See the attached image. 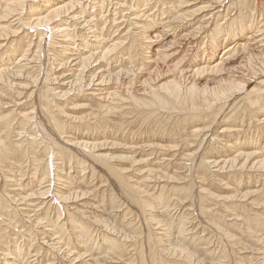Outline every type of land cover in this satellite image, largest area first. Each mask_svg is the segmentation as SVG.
<instances>
[{"label": "bare ground", "instance_id": "bare-ground-1", "mask_svg": "<svg viewBox=\"0 0 264 264\" xmlns=\"http://www.w3.org/2000/svg\"><path fill=\"white\" fill-rule=\"evenodd\" d=\"M150 1L2 0L3 3H0L2 7L0 9V41L8 39V36L14 35L17 30L22 29L24 33L18 41L12 40L9 43L7 40L5 44H0V169L2 167L12 169L13 178L26 176V170L23 174V169L14 166L15 162L9 161L14 159L19 161L18 158L21 156H26L29 160L30 155L33 157L30 160L33 169L29 170V175L32 177L29 176L30 180L27 184L21 185L22 182L17 183V180H6L9 182L8 185L12 184L13 188L17 189L11 188L13 197L9 196V193V195L1 193L3 197H0V226L6 219L5 221L8 222L3 225L4 228L10 226L19 228L16 227V218L25 208L22 210L21 207L19 210L18 202L24 207H33V203H38L35 208L40 205L46 212H42L43 208L40 207L41 209L32 215L34 218L29 216V211H24L26 214L24 216L34 228H42L38 235L41 242L49 239L48 242L52 247L50 250L55 252L62 262L67 260L68 264H117L115 261L118 262V260V264H124L121 260L123 261L125 256L128 257V253H132V260H128L130 264H239L235 258L237 253L240 254L241 264H264V219L262 216L259 215L260 217L250 221L233 213V220H230L228 226L236 234H231L223 225L216 222L217 220L211 217L206 218L209 214L207 209L210 206L205 208L207 204L203 207L202 201L212 197L210 191L203 187L207 181L205 180L204 183L199 179L201 184H198L199 187L194 182L196 172L201 169L204 171L206 169V172L208 170L209 175L211 174L214 178L223 174H227L229 178L232 173L235 175L239 172L242 175L245 171H257L259 174L255 178H261L260 173H264L262 152L244 154L236 149L233 155L223 160L211 157L206 160L204 151L212 146L209 142L213 141L212 144H216L219 136L209 135V141L206 139L208 130L195 128L196 126L192 128L199 121L206 123L209 117L215 120L218 116L227 113L226 109L230 107L227 101L234 96L231 107L244 104L246 107L243 110L248 109L255 114V118L257 114H264L262 113L264 112V88H262L264 80L248 91L256 77L262 76L264 79V0H155L153 4L151 3L152 6H148ZM40 2L43 3L41 6L45 14L38 13L34 7V4L39 5ZM190 2L204 5L191 10L193 4ZM142 7L148 8L147 12H153L141 14L144 11ZM86 9H94V11L92 10L90 14ZM125 11H128L131 16V19L127 17L126 21L123 19L126 18ZM196 12L208 13L202 16L200 22L193 24ZM103 13H109L110 17L104 18ZM11 19L14 20L10 21ZM141 19H143L141 26H139L140 23L131 21ZM118 20L120 24L116 25ZM122 22H126L128 29L126 31L124 29L125 32L121 35L122 31H118L124 25ZM157 24L159 29H156ZM134 30L137 34L131 33ZM148 30L155 31H149V33ZM47 33L50 38L52 36L59 38L58 42L55 40L57 47H51L52 54L48 56L52 57L50 63H53V66L58 62L56 67L64 70L63 74L58 70L54 73L56 67L48 69L49 63L41 66ZM103 33H106V36ZM111 33H113L112 36ZM33 38L37 40L34 43ZM47 42L48 45L49 41ZM147 42H154L155 45L149 46L145 44ZM218 53L219 56L216 55ZM35 63H37L35 67H29ZM114 64L117 65L112 66ZM21 78L24 81L23 84L15 82ZM63 80L66 82H61ZM43 82L46 85L42 86ZM55 84L58 85L57 88L49 87ZM28 86L32 88L30 92L18 90L19 88L26 90ZM85 92L91 97L98 96L100 101L104 102L97 105L98 109L104 113L102 117L100 116L102 119L100 123H107L106 120L111 119V116L118 118L116 123L118 125L128 121H138L141 125L148 126L152 120L158 121L160 137L175 139L176 143H181L187 148V153L183 154L182 160L188 165L183 163L181 165L184 174L182 176L176 174L175 177L178 175V178L167 177L166 174L159 175L161 171L158 174L152 169L143 170V172L137 168L133 169V174L137 171V173L142 172L143 175L135 180V183H131L132 178L123 174L127 171L117 169L116 165L111 163L115 161L114 156L111 157L106 154L107 151H103L107 144L92 141L73 143L67 139L60 143L59 140L63 139L64 127L53 115L54 113L52 114L54 100L68 102L66 100L85 96L83 95ZM33 99L38 101L37 105ZM21 100L32 101L31 111L26 113L22 111L23 114L16 112L18 106L22 104L19 102ZM10 104L13 105V109L2 114L7 111ZM58 106L55 108L58 109ZM230 109L229 117H225L227 114L220 118L221 122L224 121V126L221 132L217 133L226 134L221 137H237L233 134L235 128L231 129L234 126L225 124L237 117L241 110ZM37 110H40L42 120L39 116L37 117ZM79 120L81 122L84 118L78 117L76 122ZM256 120L264 122V118H256ZM250 122L248 124H251ZM209 123L212 125L213 122ZM118 129H120L119 126ZM254 132L257 133L255 130ZM11 137H16L19 141H12ZM142 137L149 138L147 135ZM256 140L251 136L247 140V145L243 146L242 143L239 145L249 149L252 146H250L251 142L255 141L254 147L258 150L256 145L257 143L259 145V140L258 142ZM110 143L111 141L108 144ZM237 143L236 140L232 143L233 146L227 144L224 146L230 151L236 148ZM62 144L69 146L64 148ZM193 144L197 145V148L194 152H189ZM123 147L125 148L124 145ZM159 147L166 153H174L176 150L175 145ZM159 147L153 148L146 145L142 147L146 148L143 154L156 156L157 152L154 149ZM108 148H111V145ZM126 148L131 154L140 149L133 144ZM70 149H76L82 157H75ZM261 149L264 148L260 147L259 150ZM37 150L43 151L42 159H39L40 156L37 154L40 151L37 152ZM115 162L119 165L122 162H130L134 167L148 164L149 161L147 159L136 161L134 156H126L119 157V160L117 158ZM166 167L167 165L163 168ZM88 176L90 180L87 181ZM209 177L208 180L211 178ZM201 178L204 179V177ZM162 179L170 184L175 181L176 185H178L176 182L182 180L180 186L173 185L168 189L172 191L175 188L172 192L178 191L180 197L174 199L171 197L172 202L166 204L162 202L165 192L164 194L161 192L152 201L154 194L150 195V200H144L149 193L148 189L151 187L154 191L159 188L158 184L164 182L161 181ZM32 184L35 187L38 186V189L30 191L29 194L26 193L23 189ZM196 186L197 194L201 195L198 197L197 210L192 203L196 198L193 197L195 196L193 188ZM219 187H221L220 184ZM247 191L237 192V195L232 196L234 199L248 200L255 192ZM16 192L20 193L16 194ZM9 201H12L11 204L14 206H11ZM253 205H258V202L251 206ZM259 205L264 208V202ZM48 208L54 211L52 217V213H48ZM88 211L89 213L86 214ZM38 212L41 218L37 216ZM31 218L33 219L30 220ZM202 218L207 224L203 225ZM44 220L52 227L46 232L45 228L40 226ZM144 224L148 230L147 236L143 233ZM153 226L157 231L160 230L158 234H153L151 229ZM90 228H93V231H90ZM172 231L176 232L172 233ZM211 231L218 233V236H222L231 245L232 253L230 252L229 256L227 254L229 245L223 251L219 246L216 247L207 239L205 240L204 236ZM66 233L69 239L67 238L65 244L63 243L65 248L61 249L60 242L57 240L54 243L55 237L51 236L59 234V241H62ZM34 234H30L32 237L28 242L30 248L28 247L27 251H23V247L27 248V246L22 243L3 247L4 233L0 227V248L2 247L0 255L3 256L0 260L3 264H31L32 258L29 260L27 256L31 254V248L34 246L32 243L35 241L36 234ZM238 234L240 237L241 234L244 236L238 239ZM198 242L203 244L195 246L194 243ZM145 245L147 250L144 249ZM72 247L75 250H72ZM40 249L43 250L41 247ZM35 253L38 254L37 251ZM50 256H54V253ZM62 262L60 264H63Z\"/></svg>", "mask_w": 264, "mask_h": 264}, {"label": "rangeland", "instance_id": "rangeland-1", "mask_svg": "<svg viewBox=\"0 0 264 264\" xmlns=\"http://www.w3.org/2000/svg\"><path fill=\"white\" fill-rule=\"evenodd\" d=\"M44 1V0H43ZM149 1V0H148ZM155 0H151L149 3H150V5H148V6H152L151 5V3L153 4V2H154ZM194 2V1H193ZM191 3V4H193V5H191L192 6V8H191V10H194L195 8H198L199 6H203L204 4H202L201 5V3L200 4H194V3ZM0 3L2 4L3 2H2V0H0ZM190 3H188V4H190ZM1 4H0V9H2V7H1ZM43 3L42 2H40V6L38 5V4H34V7L36 8V11L38 12V13H42V14H45L46 12L45 11H43V7L41 6ZM37 6V7H36ZM198 6V7H197ZM40 8V9H39ZM142 8H144V11L141 13V14H143V13H146L147 12V10H148V8H145V7H142ZM39 9V10H38ZM46 10V9H45ZM94 11V9H86V11H88V13L90 12V14ZM108 10H109V8H108ZM150 12V11H149ZM149 12H147L146 14H149ZM151 12H153V11H151ZM150 12V13H151ZM133 13V12H132ZM205 13H208V12H196V17H195V19H194V23L193 24H195V23H197L201 18H202V16H204V14ZM125 17L126 18H123L125 21H126V19H127V17H129L130 19H131V16L129 15V12L128 11H125ZM127 14V15H126ZM110 14L109 13H103V16H104V18H106L107 16L108 17H110L109 16ZM16 18V17H15ZM14 18V19H15ZM132 18H134V17H132ZM197 18V19H196ZM14 19H11L10 21H12V20H14ZM124 20H122V21H124ZM142 20L143 19H141V20H131L132 22H138V23H140L139 24V26H141V23H142ZM202 20V19H201ZM4 21H7V20H4ZM140 21V22H139ZM220 21H222V20H220ZM219 21V22H220ZM67 22H71V21H68L67 20ZM118 22H119V20H118ZM117 21H116V25H118V24H120V22L118 23ZM200 22V21H199ZM3 23H6V22H3ZM122 23H124V25H122L121 26V28H119V31L118 32H120V31H122V33H121V35L122 34H124V32L126 31V29H128V26L125 24L126 22H122ZM109 23H107V25H108ZM13 25V24H12ZM124 26V27H123ZM11 27H13V28H15L16 26H11ZM123 27V28H122ZM126 27V28H125ZM159 26H158V24H157V28L156 29H159L158 28ZM101 28V27H100ZM79 30L78 31H80V28H78ZM112 29V28H111ZM124 29H125V31H124ZM130 29H131V27H130ZM94 30V29H93ZM114 31H116V29L114 30ZM113 31V32H114ZM152 32V31H155V30H148V32ZM111 32V31H110ZM109 32V33H110ZM117 32V33H118ZM136 31L134 30L133 32H131V33H135ZM149 32V33H150ZM24 33H22V29H20V30H17V32L16 33H14V35L12 34V36L11 35H9L8 36V39H5V40H3V41H0V44H5L6 42H7V40H8V42L10 43L12 40H14V41H18L19 40V38L23 35ZM48 35L46 36V38H45V42L44 43H46L45 44V49H43V51H44V56L42 57V59H41V66H43V64L46 66V64H48V69L49 68H52V69H54V67H56V66H58V62H56L55 63V66H53L52 64L53 63H50V60H51V56H48V55H50V54H52V51L50 50L51 49V47H57V46H55V40H56V42H58L59 41V38L58 37H56V36H52V38H50V35H49V33H47ZM112 34L113 33H111V36H112ZM135 34H137V33H135ZM92 35V34H91ZM103 35H105L106 36V33L104 34L103 33ZM248 35V34H247ZM114 37H115V35H114ZM113 37V38H114ZM54 38V39H53ZM56 38V39H55ZM113 38H111V39H113ZM35 38H33L32 40H33V43L34 42H36L37 40H34ZM52 39V40H51ZM57 39H58V41H57ZM169 40V39H168ZM47 41H49V44L47 45ZM52 44V45H51ZM145 44H147V45H149V46H154L155 45V43L154 42H147V43H145ZM47 46L49 47V48H47ZM158 46H161V45H158ZM59 47V46H58ZM252 47V46H251ZM104 49V48H103ZM46 50V51H45ZM134 52L135 53H137V51L136 50H134ZM133 52V53H134ZM47 54V55H46ZM66 55H67V53H66ZM216 55H218L219 56V53L218 54H216ZM50 57V58H49ZM46 60H48L47 62H46ZM216 60V59H215ZM214 61V60H213ZM35 65H37V63H35V64H31L29 67H35ZM117 64H114V65H112V66H116ZM52 66V67H51ZM60 68H58V67H56V69H54V73L56 72V70H58L61 74H63V72H64V70H59ZM42 70H44V69H42ZM45 73V72H44ZM57 73V72H56ZM140 75H142V74H140ZM212 78V77H211ZM11 80V79H10ZM254 80V79H253ZM252 80V81H253ZM255 80H256V82H255ZM253 82H251V84H250V86H249V88H248V91H250L251 89H252V87L254 88V86L255 85H257L261 80H264V79H262V76L261 77H256V79H255ZM259 80V81H258ZM15 82H19L20 84H23L24 83V81L22 80V78H21V80H16ZM22 82V83H21ZM61 82H66V81H61ZM45 83L43 82L42 83V86L44 85ZM46 85V84H45ZM1 86V85H0ZM50 88H57L58 87V85L57 84H55V85H51V86H49ZM251 88V89H250ZM262 88H264V86H262ZM21 89V91H22V89H23V92H27V90H28V92H30V89H32L31 88V86H28L27 88H25L26 90H24V88H19L18 90H20ZM109 89V88H108ZM17 90V89H16ZM108 91V90H107ZM247 91V92H248ZM9 93V92H8ZM246 93V92H245ZM83 95H85V96H83V97H79V98H72V99H70V100H66V101H68V102H65V101H59V100H54L55 102H54V109H53V111L54 112H52V114L54 115V116H56L57 118L56 119H58L59 120V122L61 123V125L64 127V133L62 134L63 136V139L61 138V136H60V138L62 139H60L59 141H60V143H62V142H64V140L66 141V139L67 140H70L71 142H94V143H98V144H100V143H105V144H107V147L105 148V150H103V151H107L106 152V154H109V156L111 155V157H113L114 156V158H113V160H117V158H118V160H119V157L121 158V157H126V156H128V157H132V156H134V158H135V160L137 161V160H144V159H147L149 162H148V164H144V165H139V166H134L133 167V165L130 163V162H122V163H120V165H119V163L118 162H111V163H113L114 165H116V167H117V169H123L124 171L126 170L127 172L126 173H123L125 176H127V177H129V178H132L131 179V183H135V180H137L140 176H142L143 174H142V172L141 173H137V171L135 172V174H133V169H137V168H140V170L141 171H143V170H147V169H152V170H154L155 172H159V171H161V172H159L158 174L159 175H164V174H166L165 176H167V177H175V175L176 174H178L179 176H182V174H184V169L183 168H181L182 166L181 165H183V164H186V165H188L187 163H185V161L184 160H182V158H183V154H185V153H187V151H186V146L185 145H182L181 143H176L177 142V140H175V139H169L168 137H160V134H159V131H160V126H159V124H158V121H154V120H152L149 124H148V126H143V125H141L138 121H128V122H126V123H124V124H120V125H118V124H116L117 123V119L118 118H116L115 116H111L110 118L111 119H108V120H106V122L107 123H100L101 122V120L102 119H100L101 117H102V115H104V113L103 112H101L99 109H98V107L99 106H97L98 105V103L100 104V103H104V102H101L100 101V99L98 98V96H95V97H91L90 95H88V93H84ZM88 95V96H87ZM241 96V95H240ZM240 96H239V98H240ZM235 97V96H234ZM234 97H232V98H229L228 99V101H227V105H229L230 104V107H231V102H233V100H234ZM96 98V99H95ZM98 98V99H97ZM23 101V102H22ZM72 101V102H71ZM19 102H21L22 104H21V106H18V108L16 109V112H18V113H20V114H23L24 112L26 113V112H29V111H31V108L33 107V105H32V101H24V100H21V101H19ZM28 102V103H27ZM33 102L35 103V105H37V103H38V101H36L35 99H33ZM71 102V103H70ZM31 103V104H30ZM56 103V104H55ZM65 103V104H64ZM68 103V104H67ZM29 104V105H28ZM79 104V105H78ZM235 104H237V102L235 103ZM11 105V106H10ZM9 105V108L7 109V111H5L4 113H2V114H6V113H8L11 109H13V105L12 104H10ZM23 105V106H22ZM31 105V106H30ZM60 107H59V106ZM83 105V106H82ZM105 105V104H104ZM26 106H28V108L26 107ZM57 106H58V109H56L57 108ZM82 106V107H81ZM56 107V108H55ZM74 107V108H73ZM81 107V108H80ZM230 107L228 106L227 108L228 109H226V110H228V111H226L227 113H224V115H227V116H225L226 118L227 117H229L230 116V114H229V109H230ZM244 107H246V106H244V104L243 105H241V104H239V105H237V106H233V107H231V109H237V111H240L239 112V115H237V117H235V118H232L231 120H232V122H231V120H229V122H228V124H225L226 126H234L233 128H231V129H234L235 128V132H233V134H236V136L237 137H235V136H233L232 138H230V136H225V137H221L222 135H226V134H218V133H220L221 131L220 130H222V128H223V126H224V121H222L221 122V119L223 118V116H218L217 118H215V120L213 119V118H207L206 119V123L205 122H202V121H199V120H197V121H199V122H197L196 124H194L193 126H192V128H194L195 126V128H203V129H205V130H208V131H206V139H208L209 141H210V138H208L209 137V135L211 136H219V137H217L218 138V142L216 143V144H212L213 143V141L212 142H209V143H211V145L212 146H210V147H208L205 151H204V153H205V155H204V157L206 158V160H209L208 158L209 157H211V158H213V159H217V160H223L225 157H230L231 155H233V153L235 152V150L236 149H238V150H240L239 152H244V154L245 153H250V152H257V153H261L262 152V154L261 155H263V157H264V149H261V150H259V148L260 147H263L264 148V122H259V121H257L256 120V118H264V116H261V115H264V114H257V117L255 118V114L254 113H251V112H249L248 111V109H247V111L246 110H243L244 109ZM26 108V109H25ZM60 108H63V109H60ZM77 108V109H76ZM24 109V110H23ZM230 109V110H231ZM19 110H20V112H19ZM99 110V111H98ZM243 110V111H242ZM22 111H23V113H22ZM63 111V112H62ZM65 111H67V112H65ZM64 115L65 113V115L64 116H62V114ZM56 113V114H55ZM248 113V114H247ZM262 113H264V112H262ZM68 114H69V116H68ZM250 114V115H249ZM253 114V115H252ZM249 115V116H248ZM40 117L39 119H41L42 120V116H41V114H40V110H37V117ZM101 116V117H100ZM67 117H69V118H67ZM78 117H79V119L80 118H84V120H82L81 122H80V120L78 121V122H76L77 120H78ZM92 117V118H91ZM115 117V118H114ZM244 117V118H243ZM251 117H253L254 119H252ZM61 118L63 119L62 121H61ZM71 118V119H70ZM75 118V119H74ZM86 118V119H85ZM129 118H131L130 116H129ZM221 118V119H220ZM243 118V119H242ZM246 118V119H245ZM250 118V119H252V120H248V119ZM94 119H95V121H94ZM114 119H116L115 121H114ZM245 119V120H244ZM97 120V121H96ZM214 120V121H213ZM217 120V121H216ZM219 120V121H218ZM66 121V122H65ZM74 121V122H73ZM84 121V122H83ZM245 121V122H244ZM251 121V122H250ZM255 121V122H254ZM80 122V123H79ZM209 122H213V123H211L212 125H210V123ZM215 122V123H214ZM220 122V123H219ZM243 122V123H242ZM248 122H250L251 124H248ZM258 122V123H257ZM62 123H64V125L62 124ZM87 123V124H86ZM205 123V124H204ZM210 126H209V125ZM222 124V125H221ZM244 124V125H243ZM246 124V125H245ZM259 124V125H258ZM250 125V126H249ZM118 126L120 127V129H118ZM204 126V127H203ZM206 126H209V127H206ZM241 126V127H240ZM244 126V127H243ZM255 126H256V128H255ZM251 128V129H250ZM241 129V130H240ZM259 129V130H258ZM254 130L257 132V133H255L254 132ZM104 131V132H103ZM147 131H151V132H147ZM220 131V132H219ZM153 132H155V133H153ZM218 132V133H217ZM151 133V134H150ZM228 134V133H227ZM229 134H231V133H229ZM253 134V135H252ZM258 134V135H257ZM105 135V136H104ZM148 136L149 138L148 139H145V138H143L142 136ZM150 135V136H149ZM205 135V134H204ZM11 136V135H10ZM12 136H13V134H12ZM101 136H103V137H101ZM139 136V137H138ZM245 136V137H244ZM252 136V138L255 140V139H257L256 141L258 142V140H259V145H258V143H257V145H256V147L258 148V150L254 147L255 146V141H254V143H253V141L251 142V144H250V142H249V144H250V146L252 147H249V149L248 148H243V146H245V145H247L248 144V142H247V140H248V138L249 137H251ZM257 136H258V138H257ZM65 137V138H64ZM116 137V138H115ZM136 137V138H135ZM239 137V138H238ZM261 137V138H260ZM142 138V139H141ZM162 138V139H161ZM220 138V139H219ZM222 138V139H221ZM237 138V139H236ZM11 139H12V141H19V140H17L18 138H16V137H11ZM58 139H59V137H58ZM116 139V140H115ZM237 140V146H236V148H232V149H230V151L227 149V147H225V146H233V144L232 143H234V141H236ZM86 140V141H85ZM114 140V141H113ZM172 140H174V142L172 141ZM111 141V143L110 144H108L109 142ZM117 141V142H116ZM242 141H244V142H242ZM125 142V143H124ZM191 142V141H190ZM223 142V143H222ZM247 142V143H246ZM116 145H115V144ZM136 143V144H135ZM240 143H242V147L239 145ZM244 143V144H243ZM112 144H114L113 146H112ZM131 144H133V145H137V146H139L140 147V149H138V150H135V152L133 153V154H131V152H129V150H128V148H126V147H129V146H131ZM219 144V145H218ZM227 144V145H226ZM254 144V145H253ZM63 146L62 147H64V146H69V145H66V144H62ZM111 145V148H108V146H110ZM120 145V146H119ZM123 145L125 146V148L123 147ZM146 145H150L151 147H153V148H155L156 146L157 147H159V146H173V145H175L176 147L174 148V149H176L175 150V152L174 153H172V152H162V150H160V147L159 148H156V149H154V150H156V152H157V155L156 156H154V155H152V156H147V153L144 155L143 153H144V150L146 149V148H142V147H144V146H146ZM225 145V146H224ZM106 146V145H105ZM122 146V147H121ZM216 146V147H215ZM103 147V146H102ZM116 147V148H115ZM204 147V145L203 146H201V149ZM213 147V148H212ZM64 148H66V147H64ZM70 148V147H69ZM196 148H197V145H194L193 144V146L189 149V152H194L195 150H196ZM212 148V150L210 151V149ZM251 148V149H250ZM215 149V150H214ZM71 151H72V153H73V155L75 156V157H77V158H80V157H82L81 156V154L76 150V149H70ZM110 150V151H109ZM128 150V151H127ZM255 150V151H254ZM38 151H40V150H37V152ZM75 151H77V152H75ZM123 151V152H122ZM147 151V150H146ZM260 151V152H259ZM125 152V153H124ZM111 153V154H110ZM118 153V154H117ZM166 153V154H165ZM226 153V154H225ZM163 154V155H162ZM175 154V156L173 157V155ZM180 154H181V156H180ZM207 154V155H206ZM224 155V156H222V155ZM38 156H40V158L39 159H42L43 157H44V155H43V151L41 150L40 151V153L39 154H37ZM78 155V156H77ZM113 155V156H112ZM119 155V156H118ZM124 155V156H123ZM126 155V156H125ZM209 155V156H208ZM147 156V157H146ZM170 156V157H169ZM31 157V158H30ZM115 157H116V159H115ZM165 157V158H164ZM173 157V158H172ZM29 158H30V160H32V155H30L29 156ZM168 158H169V160H168ZM222 158V159H221ZM28 159V157H20V158H18V160L20 161H17V160H10L9 162L10 163H12V162H15L14 163V166H19V168L20 169H23L22 170V173L24 174V172H25V170H26V172H25V174H26V176L25 175H23V177H20L22 180H20V178H19V176H17V177H15V178H13L12 177V175H13V172L14 171H12V169L10 170V169H8V168H1L0 169V197H3V195L1 194V193H3L4 195H7L8 193L10 194H8L9 196H11V197H13L14 195L12 194L13 192V190L14 189H17L16 187H14L13 188V185L12 184H10V185H8L9 184V182L8 181H6V180H8V179H11V180H17V183L19 182V183H21V185H24V184H27L28 183V180H30V177H32V175L30 176L29 174V170H31V169H33V166H31V163H32V161H30L29 159ZM175 159V160H174ZM172 160H174V161H172ZM211 160V159H210ZM164 162H166V163H164ZM118 163V164H117ZM164 163V164H163ZM183 163V164H182ZM28 164V165H27ZM167 165V167L166 168H163V167H165L166 165ZM179 164H180V166H179ZM123 165V166H122ZM129 165H132V166H129ZM165 165V166H164ZM29 166V167H28ZM118 166H119V168H118ZM168 166H169V168H168ZM122 167V168H121ZM167 169V170H166ZM39 170H40V168H39ZM41 170H42V168H41ZM202 170H203V173H202ZM211 170H213V171H215L213 168H211ZM210 170V172H212V173H214V174H216L215 172H213V171H211ZM28 171V172H27ZM172 173H171V172ZM10 172V173H9ZM144 172V171H143ZM174 172V173H173ZM207 172H208V170H207ZM206 172V169H205V171H204V169H201V170H199V171H197L196 173L197 174H195V179H196V181L194 180V182H195V184L198 186V184L199 185H201L200 184V180L201 181H203L205 184H203V187L205 188V189H207V190H209L210 191V193L212 194V197H210L211 199H207V201H206V199H203L204 201H202V206L203 207H205L207 204V206L205 207V208H208L209 206V208L207 209V211H209V214H208V216H206V218H213L216 222H218L219 224H221V225H223L224 226V228L225 229H227L231 234H236L235 233V231L234 230H232V228H229V226H228V224L230 223V220L232 219L233 220V213L234 214H237V215H239V216H241V218H245V219H249L250 221H253L254 219H256L257 217H260V216H262V218L264 219V208H263V206L262 205H259V203L261 204V202H264V173L263 172H261L260 174H262V177L261 178H255V177H257V175L259 174V172L257 173V171H250V172H247V171H245L246 173H248V174H246L245 172L242 174V175H240V173L239 172H237L235 175H233V173H232V176H230L229 178H228V175L227 174H223V176L222 175H218V176H215V178L214 177H212L211 176V174L209 175V172L207 173ZM181 173V174H180ZM207 175H206V174ZM173 174H174V176H173ZM200 174H201V177H204V179H202L201 177H200ZM176 176L175 178H178L179 176ZM204 175V176H203ZM1 176H3V177H1ZM6 176H8V177H6ZM11 176V177H10ZM30 176V177H29ZM197 176V177H196ZM208 176H210L209 178V180H208ZM25 177V178H24ZM27 177V178H26ZM199 177V178H198ZM217 177V178H216ZM249 177V178H248ZM2 178V179H1ZM18 178V179H17ZM88 179H87V181L88 180H90V177L88 176L87 177ZM214 178V179H213ZM231 178H232V180H231ZM244 180H243V179ZM200 179V180H199ZM224 179H226V180H224ZM206 180V181H205ZM211 180H215V181H211ZM243 180V181H242ZM24 181V182H23ZM27 181V182H26ZM161 181H164L163 179L161 180ZM181 181L182 180H180L179 182H176L178 185H176V184H174L175 183V181H173V182H171V184L170 183H167V182H161V183H159L158 185H160L159 186V188H157L156 190H152L151 189V187L148 189V191L147 192H149V193H147V197L144 199V200H150V195L151 194H154V197H152L151 198V201L152 200H154L155 198H157V196H159V194L162 192L163 194H164V192H165V196L167 197V199H166V197L165 196H162V202L164 201L166 204L167 203H171L172 202V200L174 199V198H176V197H180V193H178V191H174V192H172L175 188H173V190L171 191V190H168L171 186H173V185H175V186H180L181 185ZM222 181H224V182H222ZM215 183L216 182V184H213V183ZM217 182H218V185H217ZM183 183V182H182ZM186 183H188V182H186ZM223 183H224V185H223ZM7 184V185H6ZM37 184V183H36ZM180 184V185H179ZM208 186H207V185ZM219 184H220V186L221 187H219ZM226 185V186H225ZM32 186H34V187H32ZM97 186H99V185H97ZM150 186H152V185H150ZM157 186V185H156ZM164 186V187H163ZM168 186V188H166ZM170 186V187H169ZM197 186L196 187H194L193 188V192H195L193 195H195V196H193L195 199H194V201H192V203H194V206L196 207V210L198 209V207H199V198L198 197H200L201 195L200 194H197L198 193V190H195V188H197ZM229 186V187H228ZM7 187V188H6ZM27 187V188H26ZM23 190L24 191H26V193H31L33 190H35V189H38V186H36L35 187V185H30V186H26ZM199 187V186H198ZM218 187V188H217ZM230 188V189H228V188ZM242 187V188H241ZM11 188H13V190L11 189ZM34 188V189H33ZM177 188V187H176ZM237 188V189H236ZM151 189V190H150ZM161 189H163V190H161ZM166 189V190H165ZM227 189V190H226ZM239 189V190H238ZM255 192V193H253L252 194V196L251 197H249L248 198V200H241V199H239L238 200V198L237 199H234V196L235 195H237V192H241V193H245L247 190V192H249V190L252 192V190ZM27 190H29V191H27ZM236 191V193L234 194V192ZM243 190V191H242ZM31 191V192H30ZM229 191V192H228ZM234 191V192H233ZM95 192H97V191H95ZM115 192H117L116 190H115ZM213 192V193H212ZM18 193H20V192H18ZM17 192H16V194H18ZM156 193V194H155ZM229 193H231V194H229ZM25 194V193H24ZM178 194V195H177ZM215 194V195H214ZM98 196H99V194H97ZM146 195V194H145ZM169 195V196H168ZM216 195H217V197H216ZM218 195L220 196V197H218ZM232 195H234V196H232ZM23 196V195H22ZM97 196V198L98 199H100L99 197L101 196V194H100V196L98 197ZM140 196H143V195H140ZM214 196V197H213ZM222 196H225L226 197V199H225V197H222ZM173 199H172V198ZM229 198V200H228V198ZM231 197H232V199H231ZM14 198H16V197H14ZM169 198V199H168ZM213 198H214V200H213ZM215 198H217V199H215ZM221 198V199H220ZM224 198V199H223ZM142 199V200H143ZM223 199V200H222ZM15 200H18L17 198L15 199ZM216 200H218V201H216ZM209 201V202H208ZM250 202V203H248V202ZM10 202V205L12 206H14V204H11V202L12 201H9ZM230 202H233V203H230ZM236 204H235V203ZM247 202V203H246ZM256 202H258V205H253V207L251 206L252 204H255ZM19 204H17L18 206V208H20L19 210H21V207H22V210L24 209V211L25 212H30V217H33L32 215L38 210V209H41V208H43L42 206H40L39 205V207H36L35 208V205L36 204H38V203H33L32 205H34L33 207H24V206H22L21 204H20V202H18ZM154 203H157V202H154ZM228 203H230V204H228ZM243 203V204H242ZM163 204V203H162ZM225 204H227V205H225ZM251 204V205H250ZM229 205V206H228ZM247 205H248V208H247ZM73 207H75L74 205H72ZM250 206H251V208H250ZM41 207V208H40ZM27 208V209H26ZM29 208V209H28ZM34 208V209H33ZM45 208H43V209H41V211L43 212H46V210H44ZM230 211H229V210ZM260 209V210H259ZM48 213H52L51 214V217L53 216V213H54V211L52 210V209H50V208H48ZM170 210V209H169ZM184 210V209H183ZM219 210V211H218ZM24 211H21V213L19 212L18 213V216H17V218H16V227L18 226L19 228H11L12 226H10L9 228H4V226L3 225H6L7 224V222L8 221H5L4 220V224H1V229L3 230V233H4V242H5V244H3V247L4 246H11L13 243H15V244H17V245H20V243H22L23 245H26L27 246V248H25V247H23V251L24 250H28V247L30 248V245H29V241H30V238L32 237L30 234L31 233H35L36 234V236H35V241L34 242H32V243H34V246L31 248V254L30 255H28L27 257H29V260H31V258H32V262L31 261H29V263L31 262V264H49V263H51V264H60V262H62L61 260H60V257L58 256V255H56V253L55 252H52L51 250H50V248H52L51 246H50V243L48 242V240L49 239H44L43 241L44 242H41L42 240L40 239V236L38 237V235H39V232L42 230V228L41 227H36V228H34L33 227V225H30V223L29 222H27V221H29V220H27L28 218L27 217H25L26 216V214L24 213ZM40 211V212H41ZM161 211V210H160ZM40 212H38L37 213V216H39L40 215ZM246 212H248V213H246ZM23 213V215H21ZM89 213V211L86 213V214H88ZM227 213H229V214H227ZM232 213V214H231ZM171 214H173V213H171ZM223 214V215H222ZM25 215V216H24ZM211 215V216H210ZM229 215H230V217H229ZM260 215V216H259ZM24 218H23V217ZM28 216V217H29ZM176 216V215H175ZM226 217V218H225ZM34 218V217H33ZM33 218H31L30 220H32ZM39 218H41V216H39ZM188 218V217H187ZM224 219H225V221H224ZM226 219H228V220H226ZM6 223V224H5ZM202 223H203V225H205V224H207L206 223V221H205V219H203L202 218ZM205 223V224H204ZM44 224V225H43ZM48 224V225H47ZM46 224V220H44V221H42V225H40V226H42V227H44L45 228V232H46V230H48V229H50V228H52V227H50V224L49 223H47ZM21 226V227H20ZM32 227L34 228V229H32ZM135 227H137V226H135ZM156 227H154L153 226V228H151L152 230V232H153V234H158L159 233V231L160 230H156L155 229ZM195 228V227H194ZM9 229H11V231L9 230ZM28 229V230H27ZM91 229V228H90ZM146 226H145V224H144V228H143V233L147 236L148 235V230L146 229ZM15 230V231H14ZM18 230V231H17ZM19 230H21L20 232H19ZM27 230V231H26ZM38 230V231H37ZM244 230V229H243ZM12 231H14V232H12ZM31 233H30V232ZM90 231H93V228L90 230ZM193 231H194V229H193ZM201 231V230H200ZM29 232V233H28ZM147 232V233H146ZM158 232V233H157ZM176 232V231H175ZM174 231H172V233H175ZM23 234V235H22ZM34 234V235H35ZM46 234V233H45ZM199 235H200V233H198ZM3 235V234H2ZM190 235V234H189ZM192 235V234H191ZM17 236H19V237H17ZM21 236H22V238H21ZM47 236H49V235H47ZM59 234H56L55 236H51L52 238L53 237H55V238H53V240H55V241H53L54 243H56L57 242V240H58V242H60V246L62 247L61 249H64L65 248V246H63L64 244H65V242H66V239L68 238L69 239V235H67V233L64 235V238H62V241L60 240L59 241ZM158 236V238H159V235H157ZM194 236V235H193ZM209 236V237H208ZM238 236V239H240L242 236H244V235H242L241 234V237L239 236V234L237 235ZM38 237V238H37ZM50 237V238H51ZM191 237V236H190ZM205 237V240L207 239L209 242H211L213 245H215L216 247H220V249L221 250H226L228 247V241L226 240V239H223L222 238V236H218V233H216L215 231H211V232H209V233H207V235H205L204 236ZM26 239V240H25ZM64 239V240H63ZM190 239V238H189ZM196 240H197V237L195 238ZM47 240V241H46ZM201 240H203V239H201ZM214 240H215V242H214ZM38 241V242H37ZM53 242H51V243H53ZM190 242V241H189ZM214 242V243H213ZM7 243V244H6ZM10 243V244H9ZM36 243H38V244H36ZM42 243H44V244H48V245H44V244H42ZM64 243V244H63ZM199 243V244H198ZM198 243H194L195 244V246H197V245H199V246H201L203 243L202 242H198ZM36 245V246H35ZM2 246V245H1ZM198 246V247H199ZM230 246L231 245H229V248L227 249V254H228V256H229V254H231L232 253V251H231V249H230ZM37 247H38V249H37ZM40 247L41 248H43V250L42 249H40ZM74 247V246H73ZM72 247V248H73ZM147 245H145V248L144 249H146L147 250ZM227 247V248H226ZM47 248V249H46ZM2 249V247L0 248V250ZM5 249V248H4ZM3 249V250H4ZM37 249V250H36ZM72 250H75L74 248L72 249ZM223 250V251H224ZM37 251V253L38 254H36L35 252ZM42 251V252H41ZM47 251V252H46ZM1 252H3V251H1ZM44 252V253H43ZM148 252V251H147ZM231 252V253H230ZM51 253H54V256H50L51 255ZM35 254V255H34ZM129 255H127L128 257H124L123 258V261L121 260V262H123L124 264H127V263H129V261L130 260H132V253L130 254V253H128ZM131 255V256H130ZM238 255V256H237ZM34 256H36L35 258H38L37 260H35V258H34ZM240 256V254H236V256H235V258H237V263H239V264H241V261H239L240 259L239 258H241V257H239ZM0 257H1V259H2V257L3 256H1L0 255ZM130 257V258H129ZM230 257L231 258H233V256L232 255H230ZM42 258V259H41ZM127 258V259H126ZM129 258V259H128ZM260 258V257H259ZM34 259V260H33ZM57 259V260H56ZM59 259V260H58ZM126 260V261H125ZM129 260V261H128ZM34 261V262H33ZM40 261V262H39ZM55 261V262H54ZM118 262H119V260H118ZM118 262L117 261H115V263H117L118 264ZM126 262V263H125ZM63 264H68V261L67 260H63V262H62ZM264 263V262H263ZM0 264H3V261L2 260H0ZM130 264V263H129Z\"/></svg>", "mask_w": 264, "mask_h": 264}]
</instances>
